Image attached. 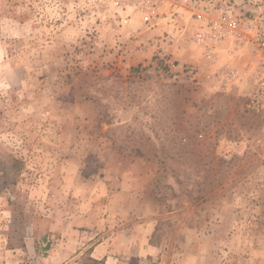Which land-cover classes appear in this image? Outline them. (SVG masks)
<instances>
[{"label": "rangeland", "instance_id": "374dc122", "mask_svg": "<svg viewBox=\"0 0 264 264\" xmlns=\"http://www.w3.org/2000/svg\"><path fill=\"white\" fill-rule=\"evenodd\" d=\"M194 1L0 0V264H264V75L193 13L264 0Z\"/></svg>", "mask_w": 264, "mask_h": 264}, {"label": "built area", "instance_id": "2783aa9c", "mask_svg": "<svg viewBox=\"0 0 264 264\" xmlns=\"http://www.w3.org/2000/svg\"><path fill=\"white\" fill-rule=\"evenodd\" d=\"M148 1L149 6L145 10L144 20L148 23H159L162 16H160L155 6L157 0ZM200 4L196 0L193 2L194 7H198ZM193 13L201 23L195 32L194 39L204 45V52L208 57L215 56L221 44L229 38L235 39L240 45L246 42L257 53L260 62L259 66H261V72L264 75L263 24H260L259 21L240 19L231 12H222L213 16L204 9ZM167 20L170 26L176 27L178 16H174L173 13Z\"/></svg>", "mask_w": 264, "mask_h": 264}, {"label": "crops", "instance_id": "0c3cea01", "mask_svg": "<svg viewBox=\"0 0 264 264\" xmlns=\"http://www.w3.org/2000/svg\"><path fill=\"white\" fill-rule=\"evenodd\" d=\"M140 236V235H139ZM127 240L125 239V242L127 244ZM138 242H136L135 240H133L132 238H129V245L127 244L125 246V248L123 247L122 250L126 252V254L128 255V257L132 256V255H145L149 253V248L147 246V237L143 238L142 236H140L139 239H137ZM109 248V247H107ZM105 250V247H95L93 249V256H95L96 258H102L108 255V252ZM110 258L109 256L107 257V262L109 261Z\"/></svg>", "mask_w": 264, "mask_h": 264}, {"label": "trees", "instance_id": "16d2710c", "mask_svg": "<svg viewBox=\"0 0 264 264\" xmlns=\"http://www.w3.org/2000/svg\"><path fill=\"white\" fill-rule=\"evenodd\" d=\"M137 153L140 154V151L137 150ZM89 261H90V262H93V263H95V264H103L102 260L99 261V260L94 259V258H89Z\"/></svg>", "mask_w": 264, "mask_h": 264}]
</instances>
